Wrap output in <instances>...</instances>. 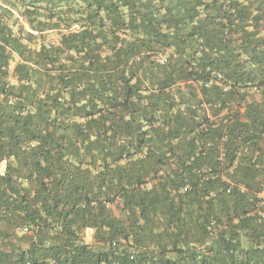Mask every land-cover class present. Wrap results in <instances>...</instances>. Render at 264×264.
Masks as SVG:
<instances>
[{
	"label": "trees",
	"instance_id": "1",
	"mask_svg": "<svg viewBox=\"0 0 264 264\" xmlns=\"http://www.w3.org/2000/svg\"><path fill=\"white\" fill-rule=\"evenodd\" d=\"M264 0H0V264H264Z\"/></svg>",
	"mask_w": 264,
	"mask_h": 264
},
{
	"label": "built area",
	"instance_id": "2",
	"mask_svg": "<svg viewBox=\"0 0 264 264\" xmlns=\"http://www.w3.org/2000/svg\"><path fill=\"white\" fill-rule=\"evenodd\" d=\"M259 197V204H262L264 201V189L262 191H260L257 195ZM262 217H264V213H262Z\"/></svg>",
	"mask_w": 264,
	"mask_h": 264
}]
</instances>
